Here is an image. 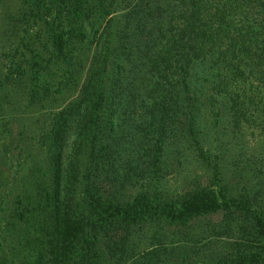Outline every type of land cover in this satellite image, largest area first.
<instances>
[{
    "label": "trees",
    "instance_id": "obj_1",
    "mask_svg": "<svg viewBox=\"0 0 264 264\" xmlns=\"http://www.w3.org/2000/svg\"><path fill=\"white\" fill-rule=\"evenodd\" d=\"M0 121V264H264V0H0Z\"/></svg>",
    "mask_w": 264,
    "mask_h": 264
},
{
    "label": "rangeland",
    "instance_id": "obj_2",
    "mask_svg": "<svg viewBox=\"0 0 264 264\" xmlns=\"http://www.w3.org/2000/svg\"><path fill=\"white\" fill-rule=\"evenodd\" d=\"M0 126L5 127L9 126L12 128L13 132L15 133L17 130V124L16 123H9L6 121H0ZM257 133V132H256ZM231 141L228 143V150L229 152H226L224 156H222V161L223 164L227 167L228 171L233 170L235 174L234 178L237 180L241 175H240V170L241 167L244 170H247V168H252L255 170V168L259 169L262 167L264 170V147L260 146L259 140L260 137L257 134H254L250 129L248 128H242L240 132H237L236 134H231ZM238 151L243 153V156L240 155V157L233 158L234 155L238 153ZM255 154L257 156L256 158L250 157L249 160H247L248 154L251 156ZM14 165L15 162L9 164L6 161L0 164V176L2 177H10L12 174V171L14 170ZM188 168L195 169L196 173L203 174L204 166H201L198 163L195 164H189L188 163ZM261 169V170H262ZM233 173V175H234ZM245 172L242 173V176H244ZM250 175V181L252 183H260L262 186H264V178H260L262 182H260V179L256 176V174H252L251 170H249ZM168 182L170 186H173V182L176 180H172V177H168ZM182 181V177L177 179L178 184ZM200 183L201 184H206L208 183V178L206 175H202L200 178ZM214 218H218V216H214Z\"/></svg>",
    "mask_w": 264,
    "mask_h": 264
}]
</instances>
